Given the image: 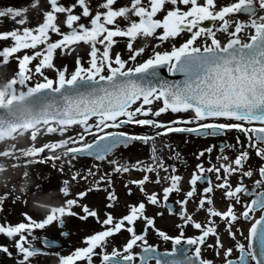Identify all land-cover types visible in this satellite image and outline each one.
I'll list each match as a JSON object with an SVG mask.
<instances>
[{"label":"snow or ice","instance_id":"6c2138e0","mask_svg":"<svg viewBox=\"0 0 264 264\" xmlns=\"http://www.w3.org/2000/svg\"><path fill=\"white\" fill-rule=\"evenodd\" d=\"M48 4L50 10L43 13L42 23L0 32V41L10 42V46L0 47V66L8 64L12 58L18 62L17 73L7 82L10 91L0 89V97H8L6 106L0 103V132L21 123L27 128L42 124L45 134L63 137L70 128L77 126L81 131L76 136L69 135L39 147L36 156L46 149L51 153L57 150L64 153L60 157H42L40 162L61 160V172L65 163L71 167L80 157L107 162L111 172L100 175L96 181V190L105 191L108 190L100 189V184L111 186L114 174L144 173L142 178L129 181L125 187L131 195L130 185L136 186L145 200L130 205L128 213L119 219L107 212L101 221L96 210L80 203L92 190L88 189L78 193L76 198L66 199L64 205L41 221L25 213L27 222L0 225V234L14 241L20 257L18 264H31L36 255L47 254L31 244L32 239L38 238L36 230H45L53 223L63 229V218L76 216L72 211L74 207L82 209L84 215L80 219L95 218L103 230L86 237L85 247L60 257V264H95L97 258L100 264H150L152 260L155 264H214L204 258V249H215L217 257L222 254L224 264H264V163L258 169L250 165L253 151L264 161V15L260 14L264 12V0H232L225 4L220 0H126L118 7V0H100L96 8L92 7V0H74L67 5L62 0H48ZM77 9L80 10L78 14ZM26 11L9 7L0 10V18L9 17L23 26L28 23L24 18ZM60 15H64L63 21ZM240 16L247 19H240ZM84 19L88 24L82 22ZM119 20L127 23L121 26ZM205 22H211V26H206ZM61 23L67 31H62ZM218 33L228 37L226 43L218 39ZM182 34H188V38L178 47L173 43L170 51L155 50ZM117 37L128 40L127 59L119 52H112ZM149 37L160 43L146 60L131 66L130 62H135L145 51L144 47L134 49L133 42ZM80 44L90 49L86 64L77 55L74 71L69 73L66 66L63 69L55 67L57 50L62 56L69 55ZM29 49L33 50L31 55H16ZM33 61H38L34 71L29 67ZM164 67L169 74H183L184 79H163L159 69ZM44 69L54 70L57 78L50 79ZM37 75L43 77V82L30 86L29 82ZM157 102L162 106L155 108ZM17 106H22L23 118L16 115ZM189 112L193 115L188 119L167 123L158 119L165 113ZM131 125L156 131L152 135L108 131ZM233 131L237 133L235 145L224 143L220 151L224 153L239 146L235 158L222 155L218 157L222 161L219 166L207 168L198 163L187 181L186 192L184 178L174 174L175 165L166 164L156 155L155 148L152 149V164L111 158L121 147L128 148L133 143L147 145L149 141L172 133L220 137ZM32 135L35 139V133ZM241 135L247 144L241 140ZM215 148L216 145H211L200 151L197 160L210 156ZM93 167L95 172L92 169L84 175L75 172L71 179L95 177L100 165ZM162 172L165 175H161ZM209 174L215 176V183ZM254 174L260 179L249 188L245 178ZM153 175L155 180H152ZM233 176L239 178L235 185L231 182ZM164 182L167 186L162 192L146 190L149 183L161 185ZM63 183L62 194L68 197V182ZM200 184L206 186L201 189ZM36 187L42 189L41 185ZM217 191L229 202L224 211L215 207ZM181 193L183 199L175 202L179 205V211L175 212L169 206L170 197ZM244 197L250 199L245 202ZM117 199L115 192L109 191L107 207L112 208ZM191 202L196 204L194 212L188 210ZM149 205L163 206L170 215H177L182 221L176 225L179 234L173 236L156 227V216L162 217L163 212L149 216ZM237 205L243 210L238 212ZM201 211L207 214V222L203 224L194 218ZM257 213H260L259 218H256ZM216 218L224 221L228 235L235 241L234 247L222 242ZM241 220L252 222L244 237L247 244L237 240V234L244 236L243 231L235 228ZM138 222L143 224L140 231ZM187 227L199 234L187 236ZM125 231L129 238L122 247H113L108 252L111 238ZM150 231L162 241L171 243V250L160 253L156 245L149 243ZM61 235L69 233L62 231ZM210 237L215 238L214 244L208 243ZM234 250L239 253L236 259L231 258ZM0 253L13 258L6 245H0Z\"/></svg>","mask_w":264,"mask_h":264},{"label":"rangeland","instance_id":"374dc122","mask_svg":"<svg viewBox=\"0 0 264 264\" xmlns=\"http://www.w3.org/2000/svg\"><path fill=\"white\" fill-rule=\"evenodd\" d=\"M231 0H220L221 4H225ZM64 4H71L74 0H62ZM100 0H92V7L96 8V5ZM126 3V0H118V4L121 6ZM9 7L15 9H27L25 12L24 18L28 23L21 26L16 24L11 18L4 17L0 18V32L10 31L15 28L22 27H35L39 23L43 22V13L50 10L48 0H0V10L7 9ZM77 14L79 9L76 10ZM264 15V12L260 13ZM240 19H247L246 16H240ZM65 19L64 15H60V20ZM83 23L88 24V20H82ZM121 26H124L127 22L123 20L118 21ZM62 31H67V28L63 23L60 25ZM188 34H182L175 41H169L162 44L159 48H155L156 51H168L171 48L172 44L175 45L178 42H181L185 39ZM218 36L222 37L224 40L227 36L219 34ZM57 38L54 36V39ZM117 43L113 46L112 52H119L122 55V58L127 59L129 52L127 49V38H115ZM158 40H155L151 37L149 38H138L133 42V48L139 49L141 47L145 48L144 53L137 58L135 62H130L131 66L135 64L142 63L149 56L152 55L153 48L156 44H159ZM146 45V46H145ZM10 42L0 41V47H8ZM89 47L84 44H80L76 47L75 51L69 55L62 56L60 50H57V54L54 58V64L56 68L63 69L65 66L68 68L69 73L75 70V60L77 55L81 57L82 61L87 63ZM33 50H24V52L16 54L22 56L23 54L31 55ZM38 61H33L32 65L29 67L33 68ZM18 71V62L15 58H12L8 64L0 66V89H5L6 92L10 91V87L7 82H9ZM45 75L50 79L55 80L57 74L54 70L44 69ZM37 82H43V77L34 76L33 80L29 82L30 86H34ZM18 90L19 86H18ZM7 95L3 98L6 99ZM159 102L156 103L154 107H161ZM171 116V114L169 115ZM168 118V113H165L164 116L161 115L158 119L162 122L167 123L164 119ZM44 125L38 124L32 129L21 130L17 132L13 137L0 140V225H16L21 222H27L25 220L24 214L27 213L29 217L36 221L43 220L49 213L53 212L54 209H58L59 206L65 204L66 199L76 198L77 194L92 189L88 192V195L80 201L81 204L89 206L90 209L96 210L100 217V220L106 218L105 213L111 212L114 217L119 219L120 217L126 215L129 210L130 205L139 203L140 201L145 200L144 195L138 190L134 185H130L132 189V194H128V190L125 187V184H128L131 180H138L142 178L144 173L132 171L127 174H114L112 175L113 184L109 186L106 183L100 184V189L105 190H96V181L99 179L100 175L111 172V166L107 162H98L93 160L90 157H80L73 161L72 166H68L65 163L63 172L60 171V164L63 162L61 160H46L45 162H40L42 157H47L49 155H54L56 157L62 156L64 153L62 150H57L56 153H51L47 149L40 156H36L35 153L39 147L50 143L56 142L61 139H66L69 135L76 136L81 129L77 126H74L69 129L63 137L59 134H45L43 132ZM124 131L130 134L137 135H152L156 131L148 127L140 126H125L122 129H109ZM33 133H35V139H33ZM237 136L236 132H230L225 136L220 137H203L197 136L195 134H184V133H172L168 136H160L154 142L149 141L147 145L141 143H133L128 148L121 147L117 150L113 157L114 159L123 161H131L135 163L136 161H142L144 164H152V149L155 148L156 155L162 158L166 164L175 165L177 175H181L184 178L183 190L186 192L188 190L187 181L190 179L191 174L196 169L198 163H202L205 168L210 165L219 166L220 160L218 157L222 155H227L230 158H235L238 154L239 146L236 149H227L224 153L220 151L219 140H223L224 143L229 145H235ZM91 141V137L88 138ZM241 140L247 144V141L241 135ZM211 145H216V148L210 154L197 160V154L208 148ZM8 148V149H6ZM264 161H260L254 154V151L251 153L250 165L253 169H258ZM54 164L56 165L54 167ZM99 164V173L93 177L89 176L88 180H83L78 178L76 181L71 179L72 175L75 172H80L81 175L87 173L88 169H92L93 172L96 169L94 165ZM165 175V173H161ZM215 177L213 174H209ZM260 178L258 174H254L251 178H245L246 183L251 182ZM156 177L153 175L152 180H155ZM238 176H233L231 178L232 184L238 182ZM68 182L70 196L65 197L62 194V188L64 183ZM37 185H41L42 189L37 188ZM202 185V184H200ZM167 186V183L164 182L161 185H155L153 183L147 184L146 190L151 193L162 192V188ZM115 192L118 199L114 202L112 208H108L107 200L108 192ZM221 193V192H220ZM222 195V193H221ZM170 198L174 200V203L177 200L183 198V193L173 194ZM248 197H245V202ZM215 206L224 207V204L228 203L227 200L222 197H214ZM175 206L179 207L175 203ZM239 206V205H238ZM196 207L195 202H191V207L189 212H194ZM239 208H241L239 206ZM72 211L76 214L74 217L65 216L63 227L67 228L73 232L69 233L68 236L61 235L62 229L58 224L53 223L51 226L47 227L45 230H36L35 236L37 239H32L31 244L36 246H43L42 236H50L58 238L62 241L61 246H47L44 250L47 254H38L31 259V264H60V257L67 256L69 253H73L76 249L85 247L84 240L86 237L93 235L96 232L103 230L101 223H98L95 218L89 217L88 219H80L84 215L80 207H74ZM157 212H163V216H156V227L161 230H164L170 235H178L179 229L176 225L182 223L177 215H170L168 209L161 206L156 208L149 205L147 209V214L149 216H154ZM176 212V211H175ZM207 214L204 211L196 213L194 218L198 222H203L206 220ZM242 225L245 223L244 220H241ZM244 227V225H243ZM243 227H237L244 232ZM143 228V224H137V229L140 231ZM186 235H196L197 230L192 227H187L185 229ZM245 236V233H244ZM129 238V234L125 231L121 234H118L114 238H111V243L108 246L109 251L113 247L121 248L122 245ZM149 243L163 248H172V244L169 242L162 241L153 231H150ZM228 240H230L228 238ZM240 242L247 244V241L243 238L239 239ZM214 244L215 241L208 242ZM0 245H6L9 247L10 251L13 253V258H9L8 255L0 253V264H18L20 257L16 253L14 248V241L2 234H0ZM235 241L232 243L231 247H234ZM237 254L234 250L233 255ZM206 258L214 259L213 261L220 262L224 264L223 258L220 260V257H217L215 254V249H205ZM212 257V258H211ZM96 261H99L97 258ZM95 261V264H96ZM82 264V262H81Z\"/></svg>","mask_w":264,"mask_h":264},{"label":"water","instance_id":"95a60500","mask_svg":"<svg viewBox=\"0 0 264 264\" xmlns=\"http://www.w3.org/2000/svg\"><path fill=\"white\" fill-rule=\"evenodd\" d=\"M159 72H160V76L163 79H166L169 81H182L184 79V76L181 73H176L175 75L169 74L166 67L159 69ZM0 103L4 104L6 106L8 104V99L5 102H0ZM15 111H16V115L18 117L23 118L25 116V113H24L22 106H17ZM20 128H27V127H25L23 125V123L18 124V125H14V126L6 127L3 132H0V139L13 134L15 131L19 130ZM219 142L221 145L224 144V141L221 139L219 140ZM169 206L171 208H173V210L175 209L174 203L171 199L169 201ZM42 242H43V246H36V245H33V246L37 249H44L45 250L47 246H61V245H63L62 241L60 239L50 237V236H43ZM185 247H187V245H185ZM158 251L160 253L166 252L164 250H159V249H158ZM168 251H170V250H168ZM232 259H236V258H232Z\"/></svg>","mask_w":264,"mask_h":264},{"label":"flooded vegetation","instance_id":"af4514ba","mask_svg":"<svg viewBox=\"0 0 264 264\" xmlns=\"http://www.w3.org/2000/svg\"><path fill=\"white\" fill-rule=\"evenodd\" d=\"M230 2H232V0L229 1V2H227V3H230ZM205 25H206V26H211V22H205ZM185 37H186L185 39H183L181 42H178V43L176 44L177 47H178L181 43H183L184 40H186V39L188 38V35L185 36ZM218 39H220L222 43H226L228 37H226L224 40H222V37L218 36ZM200 42L202 43V41H200ZM170 50H171V48L168 49V51H170ZM64 226H65V224H64ZM62 231H63V232H67V233H72V234H73V232H72L71 230H68L67 228H65V229L63 228ZM62 231H61V232H62ZM85 246H86V245H85ZM157 247H158V246H157ZM158 249H160V250H164V251L171 250V248H163V247H158ZM111 251H112V250H111ZM111 251L108 250V252H111ZM137 251H139V250H137ZM69 254H70V253H69ZM69 254H68V255H69ZM211 261H213V260H211ZM96 264H100V261H96ZM152 264H155V261H154V260L152 261Z\"/></svg>","mask_w":264,"mask_h":264},{"label":"trees","instance_id":"16d2710c","mask_svg":"<svg viewBox=\"0 0 264 264\" xmlns=\"http://www.w3.org/2000/svg\"><path fill=\"white\" fill-rule=\"evenodd\" d=\"M3 98H0V100H2Z\"/></svg>","mask_w":264,"mask_h":264}]
</instances>
